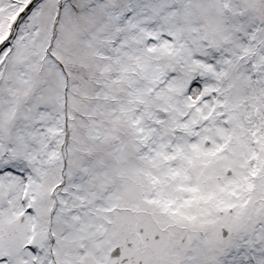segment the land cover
Masks as SVG:
<instances>
[{
    "label": "snow or ice",
    "instance_id": "6c2138e0",
    "mask_svg": "<svg viewBox=\"0 0 264 264\" xmlns=\"http://www.w3.org/2000/svg\"><path fill=\"white\" fill-rule=\"evenodd\" d=\"M0 264H264V0H0Z\"/></svg>",
    "mask_w": 264,
    "mask_h": 264
}]
</instances>
